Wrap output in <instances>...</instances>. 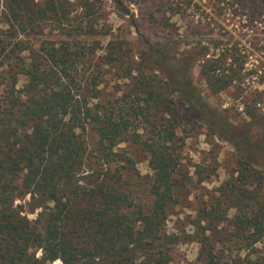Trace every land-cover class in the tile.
Returning a JSON list of instances; mask_svg holds the SVG:
<instances>
[{
	"label": "trees",
	"instance_id": "obj_1",
	"mask_svg": "<svg viewBox=\"0 0 264 264\" xmlns=\"http://www.w3.org/2000/svg\"><path fill=\"white\" fill-rule=\"evenodd\" d=\"M78 1L86 10L99 0ZM112 1L123 7V0ZM156 1L138 20L132 15L136 30L147 23L154 35H169L176 32L172 16L201 9L194 0ZM220 3L221 13L234 5L261 12L256 0ZM70 5L2 0L1 21L13 38H0V264H170L180 240L165 230L181 199L177 103L241 154L236 175L219 184L194 222L197 258L264 264V137L250 140L248 128L212 107L192 76L198 64L206 93L217 95L264 70V41H224L210 36L217 33L210 24L188 19L185 30L194 38L185 49L172 38L156 39L137 61L119 37L103 47L80 25L74 31L82 36H74ZM259 7L264 11V0ZM50 24L65 37L36 40ZM249 56L255 62L245 69ZM263 99L262 91L243 98L245 113L260 124L264 110L256 105ZM140 154L146 173L136 166Z\"/></svg>",
	"mask_w": 264,
	"mask_h": 264
},
{
	"label": "rangeland",
	"instance_id": "obj_2",
	"mask_svg": "<svg viewBox=\"0 0 264 264\" xmlns=\"http://www.w3.org/2000/svg\"><path fill=\"white\" fill-rule=\"evenodd\" d=\"M70 1L72 21L68 28L73 30L74 36H82L83 33L77 34L74 31V28L80 25L83 28L82 31L88 33L90 39H98L103 47L106 46L109 40L119 37L127 42L126 45L131 48L133 58L137 61L140 60V54L147 44L156 39L172 38L178 41L180 49H185V42L194 38L188 35L185 30L186 20L188 19L201 20L203 24H210V27L215 28L213 32H217L210 36L223 38L224 41L230 39L246 46H261L264 41V11L259 7L263 0H256L257 11L261 12L255 13L241 8L240 5L230 7L231 11L224 9L221 13L219 11L223 3L219 4L220 0H194L201 9L195 10L193 8L189 15L182 17L179 14L172 16L171 21L175 22L176 32L169 35L162 32L154 35L153 31L155 29L147 23L140 25L139 31L131 25L132 15L133 18L138 20L140 11L146 7L153 8V4L157 2L156 0H123V7L116 5L112 0L90 1V9L86 10L82 9L78 0ZM1 11L2 0H0V38L11 39L13 36L9 34L7 26L1 21ZM87 11L90 13L89 16L84 15ZM248 13H250V16H255H247ZM220 31L224 36L218 34ZM64 37V34L60 33L51 24L44 28L41 35L35 36L36 40L50 39L54 41L61 40ZM103 49L97 51L96 56L93 58L94 61ZM254 62V57L249 56L246 59L244 68L250 69ZM198 71L199 66L197 64L192 69L193 80L203 92L209 104L221 111L234 126L241 129L248 128L249 130L247 129L246 132L250 136V140L263 138L264 124L250 119V116L245 113V101L243 100L246 91H262L264 94L263 68L261 67V70L247 75L242 82L228 87L217 95L206 93L205 83L199 76ZM107 79L105 89L110 91L113 89V79L110 75L107 76ZM241 88H245L244 93L241 92ZM176 106L180 111L181 118L177 131L179 139L174 145V152L177 154L179 162L175 177L181 188V199L178 204L169 209L165 230L175 232L180 240L171 247L172 261L170 264H202L197 258L198 245L190 239L196 225H194V222L199 213L202 214L201 208L217 194L219 184L232 174L236 175V159L241 154L230 143L219 138L207 127L188 116L183 104L177 103ZM263 106L264 99L256 105L258 113L263 112ZM120 146L125 147L126 144L122 142ZM136 166L141 173L148 171L143 155H138ZM15 202L20 203V200L17 199ZM28 216L33 218L34 214L29 213ZM220 237L221 235H218V238ZM219 240L221 241L218 243L217 248L224 249V239ZM259 247L262 246L259 245ZM53 264H60V261L56 260Z\"/></svg>",
	"mask_w": 264,
	"mask_h": 264
}]
</instances>
